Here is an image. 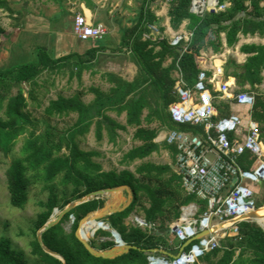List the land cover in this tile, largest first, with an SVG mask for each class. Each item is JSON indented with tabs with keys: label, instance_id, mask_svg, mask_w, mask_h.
I'll return each mask as SVG.
<instances>
[{
	"label": "trees",
	"instance_id": "1",
	"mask_svg": "<svg viewBox=\"0 0 264 264\" xmlns=\"http://www.w3.org/2000/svg\"><path fill=\"white\" fill-rule=\"evenodd\" d=\"M136 1L139 3L136 17L132 25L124 30L121 41V47L130 50L132 61L138 67L134 80L129 82L119 76L113 77L111 91H100L98 98L89 104L82 100V94L72 97L60 95L57 99L49 100L44 107L46 129L42 133H38L29 110L30 107H43L39 96L43 88L40 78L45 73L55 75L69 67L75 56L53 58L46 48L39 47L33 52L36 56L34 61L0 67V153L12 155L20 141L23 142L20 157L11 162L6 174L11 204L25 209L29 190L38 182H43L51 189L47 200L40 204L43 208L35 219L33 240L30 243L32 255L39 260L37 264H63L60 259L45 253L36 240V232L52 219L55 207H60L62 211L73 200L94 191L119 186L129 188L131 202L123 211L109 215L103 221L119 235L122 242L140 251L132 249L113 259L97 258L76 238L79 221L104 206L106 200L101 196L65 213L57 225L42 233L43 244L61 254L67 264H151V255L147 254L150 251L179 253L187 242H182L179 249L175 250L174 234L167 223L180 220L182 206L201 201L184 192L181 179L172 165L145 161L161 148L168 150L174 159L177 154L174 145L155 142L159 130L149 126L154 120H159L167 128H173L168 109L177 102L174 94L175 71H180L183 79L193 86L199 78L200 63L205 61L203 51H212L214 54L222 52L224 39L228 47H235L240 42V35L264 38V0H221L222 3H229L224 10L202 16L191 12L192 0H164L170 2L169 17L173 29L178 31L187 23L186 30L192 35L186 46L183 42L176 47L172 46L169 37L157 41L146 38L151 32L149 25L159 21L152 8V3L157 0ZM0 12L17 14L9 0H0ZM4 35L5 31L0 27V36ZM240 51L248 56L246 62L238 64L231 59L225 72L236 79L238 92L246 87L256 90L251 118L261 141H264V93L257 89L264 83V45L246 44L241 46ZM168 59H171V63L166 66ZM75 72L76 68L72 70L73 74ZM25 86H28L27 95L24 93ZM218 95L213 93L214 97ZM215 102L220 116L232 114L231 108L235 101ZM111 111L118 115L125 113L126 124L117 122L109 113ZM75 112H78V120L70 128L61 131L52 125L54 120L64 119ZM94 123L98 139L102 140L103 132L106 131L111 142L116 141L119 131H127L129 127L134 129L133 140L139 144L123 155V170L105 171L96 160L101 156L97 150L81 148ZM133 165L134 169L131 170ZM56 180L64 188L62 197L53 188ZM201 204L205 206L204 202ZM138 212L142 214L146 225L153 226V229L142 230L126 225L125 221ZM73 217V225L67 230L66 222ZM97 227L98 223H91L88 230L91 232ZM235 229L236 235H230L229 232L217 248L205 253L196 264H264V229L254 220L239 222ZM98 238L111 239L100 241ZM89 241L97 250L114 246L110 232L102 229ZM199 244V241L190 244L186 252L190 253ZM168 261L174 262L169 257ZM0 264L33 263L28 262L22 252L14 249L9 238L1 237Z\"/></svg>",
	"mask_w": 264,
	"mask_h": 264
},
{
	"label": "built area",
	"instance_id": "2",
	"mask_svg": "<svg viewBox=\"0 0 264 264\" xmlns=\"http://www.w3.org/2000/svg\"><path fill=\"white\" fill-rule=\"evenodd\" d=\"M227 6L228 4L222 3L221 0H192L191 12L202 16L205 13H219ZM150 29L153 34H161L160 28L155 25H150ZM74 34L81 41L90 42L104 40L109 32L105 26L89 25L84 16L77 15ZM191 37L190 33L178 32L172 38L173 45L189 42ZM216 76L209 79L206 72H201L194 89L185 88L183 81L179 82L176 86L179 101L170 107L173 123L180 126L204 127L205 132L204 138H201L195 134L173 130L165 138L169 145H175L178 149L175 169L185 192L205 203V211L200 219L195 218L200 204L193 203L182 208V220L172 226L173 232L184 242L193 241L207 231H217L223 223L257 210L253 190L238 184L231 187L230 184L240 179L264 181V164L252 171H245L240 169L236 162V159L246 152L256 157L261 156V143L256 127L250 124L244 141L240 142L229 139V136L235 134L242 126L238 115L215 121L217 109L212 98L209 94L206 97V94L209 91L208 84L216 83ZM217 86L218 97L235 99L238 105L253 104L252 95L245 92L233 95L228 83ZM215 219L219 221L217 226L213 222ZM135 223L139 227L144 225L138 218ZM217 233L201 237L198 240L199 245L171 264H196L205 253L219 246ZM151 258L158 259L151 256V262Z\"/></svg>",
	"mask_w": 264,
	"mask_h": 264
},
{
	"label": "rangeland",
	"instance_id": "3",
	"mask_svg": "<svg viewBox=\"0 0 264 264\" xmlns=\"http://www.w3.org/2000/svg\"><path fill=\"white\" fill-rule=\"evenodd\" d=\"M16 8L17 14L9 15L6 12H0V27L4 29L5 35L0 36V67H8L14 64H21L24 62H31L36 59L32 53L39 47L47 49L48 54L53 58H61L80 52L89 48L92 43L80 42L78 37L72 32L73 20L71 16H62L58 14L54 16V12L59 7L51 0H9ZM111 2V0H109ZM137 7L138 4H133L132 7ZM126 9L131 8L124 6ZM107 9L101 10L99 14L100 22L106 26L111 35L106 37L104 41L98 42V46H110L116 42L115 37L119 34L121 27L117 21H109L106 17ZM130 10H128V13ZM127 13V20L132 18ZM166 17V14L165 16ZM160 24V23H159ZM125 25V23H124ZM117 30V32H116ZM116 33V34H113ZM108 41H112L108 44ZM210 56V55H209ZM210 58V57H209ZM131 60V58H129ZM71 66V67H70ZM70 66L61 70L55 75L45 73L40 78L43 88L39 92L40 99L43 101L42 108L30 107L33 114V119L37 125L38 133H42L46 129V120L44 116V107L48 105L49 100L57 99L60 95L72 97L78 88L79 83L72 70L76 68V60L70 63ZM133 73V72H132ZM131 75V74H129ZM94 80L93 82H95ZM90 82H88L89 84ZM264 90V87L261 88ZM17 89L14 90V93ZM24 93L27 95L28 86H25ZM261 91V90H260ZM113 118L121 123L126 124V114L118 115L116 112H109ZM76 121L75 113L65 116L64 119H56L52 125L64 131L70 128ZM173 129L180 130L178 126ZM95 130L88 133L84 138L83 146L86 150H97L100 157L96 160L99 161L105 171L109 170H123L125 167L121 164L123 155L128 152L132 147L139 143L133 140L134 129L131 127L127 131H119L118 137L115 142H111L106 131L103 132V139L99 140L95 135ZM166 130L161 131L162 135L166 134ZM158 140V139H157ZM158 143H162L158 140ZM23 142L20 141L16 151L9 156L0 153V238L7 237L12 241L14 249L22 252L28 262L37 264L39 260L31 253V241L33 240L34 222L38 212L43 208L40 204L42 201L47 200L51 189L43 182H38L30 188L29 200L25 209L15 207L11 204L10 195L7 188V171L11 162L20 157V151ZM145 161L160 164H172L174 161L171 154L164 148L160 151L153 153ZM136 164V163H135ZM138 164V163H137ZM136 164V165H137ZM134 169V165L131 170ZM54 190L59 193L60 197L63 196V187L60 185L59 180L53 183ZM70 192V191H69ZM127 193H125L124 198ZM109 201L108 197H105ZM124 201V202H123ZM122 202L125 203V199ZM256 207L264 204V197L256 199ZM60 207H55L52 219L57 218L61 214ZM255 213L264 215L260 210ZM260 216V215H258ZM142 219L140 212L132 214L126 221V225H135V219ZM74 219L66 222L67 230H70L73 225ZM94 225V223H93ZM90 226V225H89ZM106 231V230H105ZM87 238L94 239L88 230H84ZM109 232V231H107ZM101 239V238H98ZM111 239V238H108ZM106 238L102 240H108ZM173 241L176 246H180L181 242L175 235Z\"/></svg>",
	"mask_w": 264,
	"mask_h": 264
},
{
	"label": "crops",
	"instance_id": "4",
	"mask_svg": "<svg viewBox=\"0 0 264 264\" xmlns=\"http://www.w3.org/2000/svg\"><path fill=\"white\" fill-rule=\"evenodd\" d=\"M51 1H53V3L57 5L56 7H59L56 10V12H54V16H56L58 14H62V16L64 15V16H71L72 17V20H73L72 32L73 33H74V22H75V18L77 15L84 16L87 19V22L89 25H93V26L102 25V26H104L100 22L99 14L101 13V10H105L106 8H108L107 13H106L107 19L109 21H112V22L117 21L119 24L118 26L121 27V28H119L120 29L119 34L117 35V37H115L116 42H114V44H111L110 46H108V45L107 46H98V42H102L104 40L83 42L78 38L80 42L92 43V44L89 45V48H87L85 50H81L78 53H75V60H76V64H77L75 76H76V79L78 80L77 83H79V84H77L79 89L77 90V92L73 96H76L77 94H82V100L85 103L89 104V103L94 102L96 100V98H98L100 91H102V92H110L111 91L112 87L114 86L113 77L119 76V77H122L124 80L129 81V82L134 80L135 76L137 75L138 67L132 61L130 50H128V48H126V47H124V48L121 47V41H122V34H123L124 30L132 25V22H133L134 18L136 17V13H137V10L139 7V3L136 0H111V2H109V0H51ZM133 4H136V5L138 4V6L132 7ZM227 4L229 5V3H227ZM124 6H129L131 8L126 9ZM152 8L155 10V13H157L158 20H159L157 24H152V25L159 27L161 30V34L160 35L153 34L151 31L149 34L146 35V38H151L153 41H157L158 39L169 37L171 40L172 46H174L173 42H172L173 36L178 32L188 33L186 30V24L187 23H184L183 26L181 27V29L178 31L173 29V27L171 25V18L169 17V10H170V2L169 1H164V0L154 1L152 3ZM128 10H130L129 13H128ZM127 13L132 18L127 20ZM165 14H166V17H164ZM124 23H125V25H124ZM149 28H150V25H149ZM162 29H165V30H162ZM107 30L109 32L107 37H109V35H111V32L108 28H107ZM116 32H117V30H116ZM113 34H116V33H113ZM108 42H109L108 44H110L112 41H108ZM187 44H188V41H184V45L186 46ZM246 44H256V45L262 44V45H264V38H259L257 36L240 35V42L235 47H228L226 44V41L224 39V48H223L222 52L214 54L212 51H203L202 57L205 59V61L200 63V67H201L200 73L203 71L206 72L209 79L213 78L214 75H217L216 76L217 77L216 83H209L208 84V89H209L208 94L212 98L213 104L215 105V107L217 109V116H216L215 121H218V120L223 119V118H230L231 115H238L242 121V126L238 129V131L235 134L230 135L229 139L230 140H238L240 142L244 141L245 136L248 133L249 125L250 124L255 125L252 121V118H251V109H252L253 104L251 106L238 105L236 103L235 99L228 100V99H222L218 96L214 97L213 93L219 94L217 85H220L221 83H228L230 88H231L230 90L232 91L233 95H238V93L245 92V93L252 95L255 98V96L257 95L256 90H252L249 87H246L245 90L238 92L236 79L228 76L225 72L227 63L231 59L236 60V62L238 64H243L246 62L248 56L246 54L241 53V51H240L241 46L246 45ZM186 49L187 48H185V50ZM129 58H131V60ZM170 63H171V59H168L166 62V66H168ZM129 74H131V75H129ZM173 76L176 78L174 94L177 97V102H178L179 96L176 93L177 84L179 82L183 81L185 88L194 89V87L198 81L195 83V85L191 86L183 79L182 73L180 71H175ZM94 80H96V81L93 82ZM198 80H199V78H198ZM88 82H90V83L88 84ZM262 87H264V83H262L259 87H257V89L259 92L264 93V90L261 89ZM215 100H219V102H220V100L221 101L224 100L227 102L235 101L234 102L235 105H232V108H231L232 114L229 116H220L219 115V108L215 104L216 103ZM177 102H175V103H177ZM253 103H254V100H253ZM170 107L168 109V113H169L170 118H171ZM145 114H147V111L145 112ZM75 115H76V121L74 124L77 123L78 112H75ZM175 126L179 127L180 130H178V131H184L187 133L195 134L201 138H204V136H205L204 127L180 126L178 124L173 123V127H175ZM149 128L159 130V135L157 138H155L154 141L158 143V140H161L162 143H159L160 145H163L164 143L168 144L165 140L166 136L168 135L169 132H171L173 130H177V129H173V128L172 129L167 128L159 120H154L152 122V124H150ZM163 129L167 131L164 136L161 133V131H163ZM93 130H95L94 133L97 136L95 123L92 125L89 133H91ZM258 134H259V132H258ZM259 140L261 143V156L256 157L249 152L244 153L243 155H241L240 157H238L236 159L237 165L240 169L245 170V171L250 170V169H256L260 164H264V141H261L260 135H259ZM83 143H85V142H82V144ZM81 148L86 150L83 146H81ZM176 150H177V154H178L177 147H176ZM177 154L175 156V159L172 158L174 161V165L170 164V165H172L175 173H176L175 162H176ZM245 157H246V159H244ZM155 164H160V163H155ZM166 164H168V163H166ZM181 183H182V181H181ZM235 184L242 185V186L248 187L251 190H253L255 193V201L259 197H264V181L252 182V181L240 179L237 182L233 181L230 184V186L232 187ZM182 188H183V186H182ZM183 190H184V188H183ZM184 192H185V190H184ZM125 193L126 192L124 191L123 192V198L125 196ZM187 195H189V194H187ZM126 197H127V195H126ZM103 198L105 199V197H103ZM108 198H109V201H105V204L109 203L111 201L112 195L108 196ZM124 199H125V203H126V200L128 198L127 199L124 198ZM131 199H132V195L130 197V202H131ZM120 201H122V200H120ZM201 202H203V201H201ZM201 202H191L187 205L182 206L180 208V213H181L180 220H173L172 222L167 223L168 227H170L171 232L177 238H179V237L176 233L173 232L172 226L174 225V223H178L182 220V214H183L182 208L185 206H188L190 204H193V203L200 204V209H198V212L195 215L196 219H200L201 216L204 214V211H205V206L202 207ZM117 203H120V202L117 201ZM260 207H264V204L260 205L259 208ZM202 209H204V210H202ZM141 220L144 222V225L142 227L137 226L136 223H135V225H131V226L138 227L142 230L153 229V226L146 225V222L143 219V217ZM250 220H252V219H250ZM250 220H247V221H250ZM254 221H256V220H254ZM213 222H214L215 226H217L219 223L218 219L213 220ZM225 223H226V226L217 230L218 233L216 234V237H217L218 243H220L221 240L225 239L227 237V235L229 234V232H230V235H236L235 225H237V223H234V225H232L231 222L229 223V221H227ZM227 223H228V225H227ZM258 225L262 229H264V225H262V223H261V225H260V223H258ZM92 237H95V236H92ZM179 240L181 243L184 242L180 238H179ZM196 241H198V240H194L192 243H194ZM173 243H174V241H173ZM187 244H188V242L180 249L179 253H172V252L166 251V250H161V251L167 252L168 254L177 257V259H178L184 253H187L186 249L190 246V244L189 245H187ZM179 247L180 246H176V244L174 245L175 250H178ZM148 254L151 256L155 255V254H152L150 252H148ZM160 255L161 256L159 258L158 257H155V258L162 259V260L163 259L168 260V257L171 258L170 256H166L164 254H160ZM171 259H173V258H171ZM173 260L175 261V259H173Z\"/></svg>",
	"mask_w": 264,
	"mask_h": 264
},
{
	"label": "water",
	"instance_id": "5",
	"mask_svg": "<svg viewBox=\"0 0 264 264\" xmlns=\"http://www.w3.org/2000/svg\"><path fill=\"white\" fill-rule=\"evenodd\" d=\"M124 191L127 193V198H128L126 200V203L122 204L120 202V203L117 204L116 201L109 202V203H106L104 205V207L89 213L87 216H85L84 218H82L79 221V225H78V228H77V230L75 232V236L83 244V246L86 248V250L92 256L97 257V258L113 259V258H116L118 256H121V255L129 252L132 249L140 251L139 249H137L135 247H131L129 245H126L124 242H122V240L120 239L119 235L115 231L111 230L110 227L107 225V223L103 221V219L105 217H107L109 215H112V214H115L117 212H121L125 208L128 207V205L130 203L131 192H130V190H129V188L127 186H119V187H116V188H108V189H102V190L94 191L92 193H89V194H87V195H85V196H83L81 198H78V199L73 200L72 202H70L66 207H64V209L62 210L61 214L57 218H54V219L46 221L44 223V225L41 226L38 229V231L36 232V240H37L39 246L41 247V249L45 253L60 259L63 262V264H67L65 258L61 254H59V253L47 248L43 244V242L41 240L42 233L44 231L48 230L49 228L57 225V223L60 221V219L63 217V215L65 213H67L69 210L74 209L78 205L83 204V203L88 202V201L93 200V199H97L100 196L108 197L106 194L109 193V192L111 193V195H113L114 193L120 192L121 193L120 200H123L124 199L123 198V192ZM73 219H74V217H73ZM250 219L256 220L258 223H260L255 216H253V217H245V215H243L242 217H240V218H238L236 220H230L229 223L231 222L232 225H234V223H238V222H241V221H247V220H250ZM90 220L97 221V223L99 225V228L96 229L95 231H93L92 236H95L96 232L99 229L109 231L110 235H111V237H112V239L114 241V246L112 248L107 249V250H97L96 248H94L90 244L89 238H87L85 236V232H84V229H83L84 223H86V222H88ZM223 225H226V223H223ZM223 225H220L219 227H221ZM260 225H261V223H260ZM215 232H217V231H212V230L211 231H207V232L199 235L198 238H196L195 240H199L201 237H204V236H210V235L214 234ZM193 241L188 242L187 245L191 244ZM150 253H152V254H164L166 256H170L171 258H173L175 260L177 259V257L172 256V255L168 254L167 252H163L161 250H153V251H150ZM151 260H153L151 262V264H171L167 259H163L162 260V259L151 258Z\"/></svg>",
	"mask_w": 264,
	"mask_h": 264
},
{
	"label": "bare ground",
	"instance_id": "6",
	"mask_svg": "<svg viewBox=\"0 0 264 264\" xmlns=\"http://www.w3.org/2000/svg\"><path fill=\"white\" fill-rule=\"evenodd\" d=\"M107 196H110L111 195V193L109 192V193H107L106 194ZM120 198H121V193L120 192H118V193H114L113 195H112V198H111V201L110 202H114V201H119L120 202ZM123 201V200H122ZM124 202V201H123ZM118 204V203H117ZM258 210H260V212H264V207H260V208H258L257 210H255V211H252V212H249L248 214H246L245 215V217H253V216H255L257 219H258V221L260 222V223H262V225H264V215H261V216H258V215H256L255 214V212L256 211H258ZM254 214V215H253ZM91 223H97V221H95V220H90V221H88V222H86V223H84V225H83V229L85 230H88V228H89V225H91ZM227 225H228V223H227ZM224 226H226V225H223V226H221V227H219V228H217V230L218 229H220V228H222V227H224ZM99 227H97V228H95L94 230H92L91 231V234L93 233V231H95L96 229H98ZM89 231V230H88Z\"/></svg>",
	"mask_w": 264,
	"mask_h": 264
}]
</instances>
